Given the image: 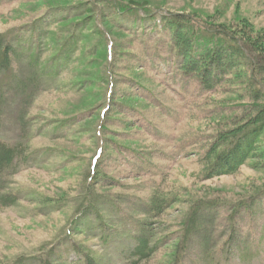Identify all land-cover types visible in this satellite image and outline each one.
Masks as SVG:
<instances>
[{
	"label": "rangeland",
	"instance_id": "1",
	"mask_svg": "<svg viewBox=\"0 0 264 264\" xmlns=\"http://www.w3.org/2000/svg\"><path fill=\"white\" fill-rule=\"evenodd\" d=\"M172 14L264 31V0H0V264H264V95L242 63L209 90L185 75ZM249 116L246 161L207 178Z\"/></svg>",
	"mask_w": 264,
	"mask_h": 264
},
{
	"label": "trees",
	"instance_id": "2",
	"mask_svg": "<svg viewBox=\"0 0 264 264\" xmlns=\"http://www.w3.org/2000/svg\"><path fill=\"white\" fill-rule=\"evenodd\" d=\"M182 16L172 14L166 18L168 22L165 24L180 60L179 67L185 75L197 78L203 89L209 90L236 68H241L242 63L246 70L240 72L253 86L252 97L264 95L259 84L263 85L261 80L264 81V31L253 34L245 28L243 19L229 28L224 24L192 22L187 16ZM69 47V51H72ZM10 50V45L0 40V70L10 63ZM259 109L257 113L260 114L263 110ZM251 118L249 116L244 123L217 136L212 147L214 156L205 173L207 178L230 174L246 161L263 129V124L257 123L261 118ZM218 147L221 148L215 153ZM14 157V149L0 142V172L13 162ZM135 239V255L145 258L154 251L155 247L150 246L144 232H140ZM13 264H21V260Z\"/></svg>",
	"mask_w": 264,
	"mask_h": 264
}]
</instances>
